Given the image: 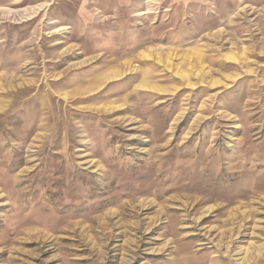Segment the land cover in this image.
Masks as SVG:
<instances>
[{"label": "rangeland", "instance_id": "rangeland-1", "mask_svg": "<svg viewBox=\"0 0 264 264\" xmlns=\"http://www.w3.org/2000/svg\"><path fill=\"white\" fill-rule=\"evenodd\" d=\"M0 264H264V0H0Z\"/></svg>", "mask_w": 264, "mask_h": 264}, {"label": "bare ground", "instance_id": "bare-ground-1", "mask_svg": "<svg viewBox=\"0 0 264 264\" xmlns=\"http://www.w3.org/2000/svg\"><path fill=\"white\" fill-rule=\"evenodd\" d=\"M110 77H112V76H107L106 78H104V79H108V78H110ZM115 77V76H114ZM96 82H99V80L98 79H96Z\"/></svg>", "mask_w": 264, "mask_h": 264}]
</instances>
